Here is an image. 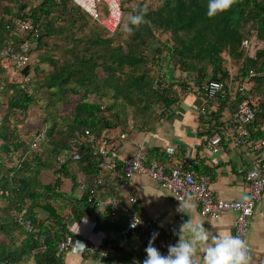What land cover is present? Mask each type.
Listing matches in <instances>:
<instances>
[{
    "label": "trees",
    "instance_id": "16d2710c",
    "mask_svg": "<svg viewBox=\"0 0 264 264\" xmlns=\"http://www.w3.org/2000/svg\"><path fill=\"white\" fill-rule=\"evenodd\" d=\"M121 3V23L109 37L68 0H40L36 5L0 0V53L28 41L36 46L32 54L44 55L18 73L0 57V79L5 83L0 99H6L0 104V234L4 236L0 264H63L59 245L71 235L62 216L46 204L66 199L70 213L80 216L92 211L88 203L92 194L116 196L115 182L100 170L101 158L92 156L89 138L107 131L120 143V134L126 139L130 132L149 130L152 117L165 118L178 104V89L197 88L201 93L213 81L226 86L248 80L251 90L238 95V101L249 94L258 97L264 109V0H237L230 11L215 18L206 15L208 0ZM141 9L147 10V23L129 24L126 30V17ZM25 18L36 27L37 37L34 31H17L15 20ZM87 25L91 26L85 33ZM74 30L82 36L76 37ZM247 39L258 43L253 56L243 47ZM54 51L60 52L62 61L54 58ZM48 64L50 73L44 67ZM173 72L179 73L177 77L171 76ZM22 76H31L30 81L25 83ZM205 112L202 129L212 135L216 127L211 120L217 114ZM39 133L43 139L35 148ZM70 142H77L78 160H72ZM60 168L71 183L67 194H56L40 182L44 171L59 175ZM61 185L58 179L54 188ZM80 187L77 198L74 193ZM20 218L31 223V232ZM15 233L21 236L19 245ZM41 246L43 253H33Z\"/></svg>",
    "mask_w": 264,
    "mask_h": 264
},
{
    "label": "crops",
    "instance_id": "0c3cea01",
    "mask_svg": "<svg viewBox=\"0 0 264 264\" xmlns=\"http://www.w3.org/2000/svg\"><path fill=\"white\" fill-rule=\"evenodd\" d=\"M178 96L180 101L172 108L170 115L154 119V127L151 124L149 130L130 132L118 144V154L121 158L129 157L141 146L148 152L149 159L157 161L165 172L190 163L198 174L209 177L210 189L216 197L222 200L244 199L247 194L244 174L252 158L246 154V148H233L227 139L228 126L225 123L233 113L230 102L228 99H209L197 88L187 92L178 89ZM205 111L217 114L211 120V125L220 128L223 133L224 141L216 153L211 151L208 140L219 131L207 135V131L202 129L201 120H204ZM80 189L82 192L83 187ZM129 194L138 199L140 217L157 223L152 234H157L158 246L162 254L167 255L168 246L178 242L180 225L189 219L188 215L178 211L181 202L143 175L132 178ZM188 200L195 205L192 212L194 219L203 222L206 230L213 234L217 231L233 234L235 213H224L217 218L203 217L198 205L191 199L185 201ZM91 210L89 214L80 216L66 215L65 221L73 243L62 257L63 264H143L147 257L137 239L130 235L126 238L122 236L126 227L124 219L119 215H110L102 204ZM169 236L174 238L173 243H169ZM247 243L251 247V264H264V195L249 219ZM103 253L107 256H103ZM198 255L202 264L203 253L198 252Z\"/></svg>",
    "mask_w": 264,
    "mask_h": 264
},
{
    "label": "built area",
    "instance_id": "2783aa9c",
    "mask_svg": "<svg viewBox=\"0 0 264 264\" xmlns=\"http://www.w3.org/2000/svg\"><path fill=\"white\" fill-rule=\"evenodd\" d=\"M69 3L87 14L93 21L102 26L109 34H114L122 19V3L121 0H68ZM15 27L19 33L34 31L37 37L36 27L30 19L15 20ZM258 43L254 39H247L243 42V47L249 55L253 56ZM35 45L28 41L21 43L18 47H6L0 53V57L6 58L15 72H21L27 66H33L39 62L38 54H32ZM31 75L33 67H31ZM253 73L250 72V77ZM31 76H22L25 83L30 81ZM5 83L0 79V91ZM227 86V87H226ZM219 82H209L205 85L203 93L209 99L227 100L235 103V109L230 119L225 123L228 126L227 139L233 148H246V154L252 158L249 169L244 174L246 184V197L242 200H222L214 195L210 189V179L206 175L198 174L190 163L178 165L165 172L163 167L157 161H149L146 150L139 147L131 156L121 158L118 150L112 142L111 135L107 131H102L100 137L89 138L92 143V156L101 158L100 170L106 173L109 180L115 182L114 191L116 196L99 197L92 194L88 198L91 209L102 204L110 215L121 216L126 224L122 231V236L126 238L128 235L135 237L145 251L149 240L152 239V231L156 227L153 220L143 219L137 210L139 204L137 197L129 194V187L132 178L135 175H143L158 183L163 189L170 192L176 199L193 200L199 207L201 216L209 218H217L224 213L233 212L236 215L233 235L239 236L247 243V234L249 227V219L252 217L256 204L264 195V109L260 107V99L251 95H247L241 101H238V95H245V92L251 90L249 81H245L233 86L230 81L227 85ZM227 88V89H225ZM2 118L0 116V126ZM86 135L89 133L86 131ZM262 134V137L256 138ZM223 133H215L209 140L208 144L213 153L220 149L223 143ZM124 138V135L120 136ZM43 134L36 136L33 147L37 148ZM81 144V141H79ZM77 142H70L72 150V160H78ZM1 144V142H0ZM64 159L60 158V162ZM119 163V166H118ZM187 163V161H186ZM118 168V171H117ZM78 182L83 184V178H79ZM139 216L142 221L137 227H130L133 217ZM20 224L30 232L31 223L29 221L19 219ZM169 243H173L174 238L169 236ZM73 243V237L68 236L59 245V252L65 254ZM248 245L249 254L251 247ZM154 246L162 253L155 239ZM45 247L41 246L36 252H44ZM103 256L107 254L103 253Z\"/></svg>",
    "mask_w": 264,
    "mask_h": 264
},
{
    "label": "clouds",
    "instance_id": "9594fccd",
    "mask_svg": "<svg viewBox=\"0 0 264 264\" xmlns=\"http://www.w3.org/2000/svg\"><path fill=\"white\" fill-rule=\"evenodd\" d=\"M236 2L237 0H208L206 15L215 18L230 11ZM146 14L147 10L141 9L136 14L127 16L125 29L130 30L129 24L139 26L147 23ZM179 201L178 211L188 215L189 219L179 227L178 242L169 245L168 254L163 255L154 246L157 235L154 233L145 249L147 258L143 264H201L198 252L203 253L202 264H251L252 257L244 240L230 232L217 231L213 234L206 230L204 223L197 222L192 215L195 205L190 200ZM141 222L139 216H134L130 227L135 228Z\"/></svg>",
    "mask_w": 264,
    "mask_h": 264
},
{
    "label": "rangeland",
    "instance_id": "374dc122",
    "mask_svg": "<svg viewBox=\"0 0 264 264\" xmlns=\"http://www.w3.org/2000/svg\"><path fill=\"white\" fill-rule=\"evenodd\" d=\"M27 1H31L32 2V4H38L39 2H40V0H27ZM150 1V0H149ZM155 3V2H154ZM53 19H54V17H53ZM89 23V22H88ZM88 27H86L85 28V30H84V32L85 33H87L88 32V30H89V27L91 26H89V25H87ZM103 33H104V31H103ZM73 34L74 35H76V37H81L82 36V34L80 33V32H78L77 30H74L73 31ZM98 34H101V32H98ZM165 37L166 36H164V35H162L161 36V38L162 39H165ZM52 53V55L54 56V58L55 59H57L58 61H62V60H60L59 58H62V56H60V52L59 51H54V52H51ZM147 55L148 56H151L152 55V52L151 51H147ZM44 55H43V52H41L40 53V58H42ZM224 57H226L225 55H224ZM227 58V57H226ZM41 60V59H40ZM44 67H46V69L48 70V72L50 73L51 72V70H52V67L48 64V66H44ZM48 72H46V73H48ZM173 74H178V72H175V73H172L171 74V76H174V77H177V76H175V75H173ZM100 76H101V73H100ZM35 77V76H34ZM238 84H236V82L233 84V86L234 87H236ZM181 93V92H180ZM196 93H198V91L196 92ZM201 93H203V92H201ZM204 94V93H203ZM249 95V94H248ZM90 99L91 100H93V99H95L93 96H91L90 97ZM99 100V99H98ZM5 101H6V99H5V97H2L1 99H0V104L2 103H5ZM2 104H1V106H2ZM232 104V105H231ZM230 106L231 107H233V103L232 102H230ZM233 109V108H232ZM35 110H36V112L41 116V119L40 120H42V118H43V115H42V112H40V110H39V108L38 107H35ZM147 118H149V117H147ZM148 120H150V119H148ZM36 120H31L30 119V122L31 123H34ZM151 124L153 125L152 127H154V117H152V120L150 121V128H151ZM131 126V125H130ZM221 127V126H220ZM216 131L218 132H220V128L218 129H216ZM221 133V132H220ZM111 135V138H112V142L114 143V145H115V147L117 148L118 147V141H117V137H115L113 134H110ZM117 135V134H116ZM120 136H122V134H120ZM120 138V137H119ZM125 139V135H124V138H121V140H124ZM89 141H90V139H89ZM61 172L59 173V175H56V174H54V171L53 170H50V171H44L43 172V174L41 175V177H40V182L42 183V184H44V185H46V186H50L51 188H52V190L53 191H55L56 192V194H58V193H69L70 192V188H71V183H70V181L69 180H67L66 178H65V172L66 171H64L62 168H60L59 169ZM63 178H65V179H63ZM60 180L61 181V183H62V185H61V187L58 189H56V188H54L55 187V184H56V181L57 180ZM49 194H52V192H50ZM79 195H81V189L80 188H77L76 190H75V193H74V196L76 197V196H79ZM46 205H49V207L48 208H53L54 210H55V212H56V214L59 216V215H62V219H66V215H70V212H72V210H71V208H70V205L68 204V202H67V200L65 199V200H59L58 199V201L56 200H54V199H52L51 201H50V203H48V204H46ZM15 236H16V238H17V243H16V245H19V243H20V235L18 234V233H15ZM3 235H1L0 234V244L1 243H3ZM5 241H8L7 239H5Z\"/></svg>",
    "mask_w": 264,
    "mask_h": 264
},
{
    "label": "water",
    "instance_id": "95a60500",
    "mask_svg": "<svg viewBox=\"0 0 264 264\" xmlns=\"http://www.w3.org/2000/svg\"><path fill=\"white\" fill-rule=\"evenodd\" d=\"M113 36V34H110L109 37Z\"/></svg>",
    "mask_w": 264,
    "mask_h": 264
}]
</instances>
